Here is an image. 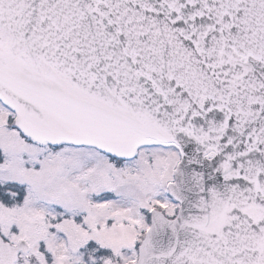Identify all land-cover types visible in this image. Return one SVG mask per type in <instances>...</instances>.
I'll return each mask as SVG.
<instances>
[{"label":"snow or ice","instance_id":"snow-or-ice-1","mask_svg":"<svg viewBox=\"0 0 264 264\" xmlns=\"http://www.w3.org/2000/svg\"><path fill=\"white\" fill-rule=\"evenodd\" d=\"M0 264H264V0H0Z\"/></svg>","mask_w":264,"mask_h":264}]
</instances>
